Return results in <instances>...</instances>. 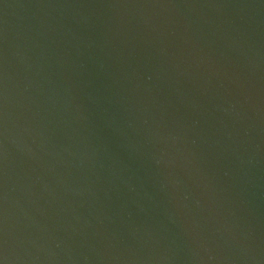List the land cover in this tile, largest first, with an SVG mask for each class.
Masks as SVG:
<instances>
[{
    "label": "water",
    "instance_id": "water-1",
    "mask_svg": "<svg viewBox=\"0 0 264 264\" xmlns=\"http://www.w3.org/2000/svg\"><path fill=\"white\" fill-rule=\"evenodd\" d=\"M0 264H264V0H0Z\"/></svg>",
    "mask_w": 264,
    "mask_h": 264
}]
</instances>
